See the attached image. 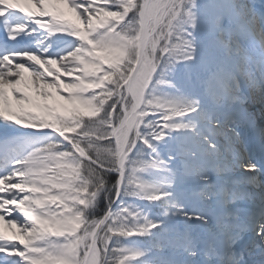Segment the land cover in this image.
I'll return each mask as SVG.
<instances>
[{"label": "snow or ice", "instance_id": "6c2138e0", "mask_svg": "<svg viewBox=\"0 0 264 264\" xmlns=\"http://www.w3.org/2000/svg\"><path fill=\"white\" fill-rule=\"evenodd\" d=\"M0 264H264V0H0Z\"/></svg>", "mask_w": 264, "mask_h": 264}]
</instances>
